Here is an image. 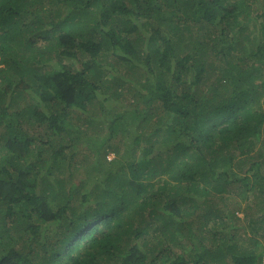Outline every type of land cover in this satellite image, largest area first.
<instances>
[{
    "label": "trees",
    "instance_id": "obj_1",
    "mask_svg": "<svg viewBox=\"0 0 264 264\" xmlns=\"http://www.w3.org/2000/svg\"><path fill=\"white\" fill-rule=\"evenodd\" d=\"M262 103L264 0H0V264H263Z\"/></svg>",
    "mask_w": 264,
    "mask_h": 264
},
{
    "label": "rangeland",
    "instance_id": "obj_2",
    "mask_svg": "<svg viewBox=\"0 0 264 264\" xmlns=\"http://www.w3.org/2000/svg\"><path fill=\"white\" fill-rule=\"evenodd\" d=\"M112 53H113V51L110 52L109 55H111ZM113 60H114V58L111 57V56H109L108 62H109V63H112ZM122 66H126V65L122 63ZM123 69H124V68H123ZM107 70H108L107 73L111 74L110 70H109V69H107ZM108 77H109V76H108ZM108 77H105V78H104V81H109V80H108V79H109ZM106 84H108V82L102 85L101 89L99 90V93H100V94H104V95H106V92H108V90L105 89L106 87H104ZM109 102L111 103V101H109ZM109 102H108V103H109ZM103 103H104V100H103ZM104 104L107 105V103H104ZM262 106H264V103H262ZM66 127H68V126H66ZM68 129H70V126L68 127ZM110 157L112 158V155H111ZM242 207H244V205H242ZM237 215H238L240 218L243 217V214H242V213H238ZM246 232H247V234H246ZM241 235H243L244 237H245V236H249V237L254 236V234H252L248 229L245 230V231H242V232H241ZM181 253H182V252H181ZM183 254L185 255V252H184ZM174 258H176V259L179 260V259L183 258V256L180 254L179 257H175V256H174ZM174 258L172 257V259H174ZM167 264H172V263H171V259H170V263H167ZM263 264H264V256H263Z\"/></svg>",
    "mask_w": 264,
    "mask_h": 264
}]
</instances>
